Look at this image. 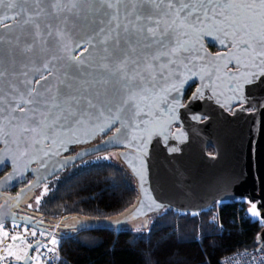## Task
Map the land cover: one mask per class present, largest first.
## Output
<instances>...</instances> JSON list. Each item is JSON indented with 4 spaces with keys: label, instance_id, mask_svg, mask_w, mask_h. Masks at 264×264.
<instances>
[{
    "label": "snow or ice",
    "instance_id": "snow-or-ice-1",
    "mask_svg": "<svg viewBox=\"0 0 264 264\" xmlns=\"http://www.w3.org/2000/svg\"><path fill=\"white\" fill-rule=\"evenodd\" d=\"M214 33L221 45L227 41L247 58L241 63L233 57L232 90L238 94L257 78L242 68L264 69V0H0V138L24 156L57 130L105 118L131 123L140 114L139 101L167 91L163 85L191 71L194 58L204 59L197 51L200 39ZM68 40L90 47L95 62L68 55ZM249 211L260 215L255 203ZM11 240L4 251L29 264L47 248L19 235ZM18 241L36 255L13 251Z\"/></svg>",
    "mask_w": 264,
    "mask_h": 264
},
{
    "label": "water",
    "instance_id": "water-1",
    "mask_svg": "<svg viewBox=\"0 0 264 264\" xmlns=\"http://www.w3.org/2000/svg\"><path fill=\"white\" fill-rule=\"evenodd\" d=\"M3 47L7 49V43ZM207 47L217 52L212 54ZM91 51L83 44L76 47L72 40L67 41V53L72 57L94 63L95 57L89 56ZM197 51L204 59L194 58L191 71H180V80L173 77L169 84L163 85L167 91L157 89L155 96L139 101L140 114L131 123L125 119L113 123L105 118L95 125L57 130L51 139L28 149L24 156L20 155L23 149L0 138L4 144L0 157L11 164L3 187L18 183L30 172L35 179L27 187L28 192L83 158L120 150L118 158L126 165L123 167L133 177L138 192L137 203L125 215L124 222L158 214L165 208L178 214H197L209 210L214 203L245 200L255 203L260 213L262 229L257 248L261 247L264 244V74L260 73L264 69L242 68L241 71L257 73V78L243 84L237 94L232 90L233 74L238 66L233 57L244 63L247 58L243 52L227 41L221 45L215 33L203 36ZM229 53L232 55L228 56ZM217 56L225 58L211 60ZM230 66L233 70H227ZM171 84L178 85L179 90H171ZM193 84H197L194 93L184 102L186 90ZM238 103L245 105L228 113ZM137 124L140 127H135ZM101 136L108 137L98 146L70 158H60L70 147L89 144ZM208 148L212 154L206 152ZM32 163L38 166L32 169L29 166ZM11 221L46 232L29 217L0 211V222Z\"/></svg>",
    "mask_w": 264,
    "mask_h": 264
},
{
    "label": "trees",
    "instance_id": "trees-1",
    "mask_svg": "<svg viewBox=\"0 0 264 264\" xmlns=\"http://www.w3.org/2000/svg\"><path fill=\"white\" fill-rule=\"evenodd\" d=\"M137 200L133 177L114 163L93 164L58 183L38 206L44 217H61L55 264H221L260 245V221L241 218L236 203H214L197 214L165 208L127 223L149 220L135 232L122 226Z\"/></svg>",
    "mask_w": 264,
    "mask_h": 264
},
{
    "label": "built area",
    "instance_id": "built-area-1",
    "mask_svg": "<svg viewBox=\"0 0 264 264\" xmlns=\"http://www.w3.org/2000/svg\"><path fill=\"white\" fill-rule=\"evenodd\" d=\"M233 203H236L237 209L241 211V218H247V211L248 209H250L251 203L245 200H235L233 201ZM256 218H258V216ZM42 222H44V225H42V227L46 229V232L39 229H34L20 222L11 221L2 223L3 228L2 230H0V241H3V243H0V264H29V261L28 263H24V260H27V258H25L24 260H16L13 256L7 255V253L4 251V248L8 244H13V241L11 240V237L13 235L24 237V240L27 243L35 244L38 241L40 245L47 244V248H40L38 260L33 259L31 260L30 264H55L56 261L60 259V255L58 252L59 241L57 238V231L61 222V217L51 219L43 216ZM25 229H27V232H25ZM3 231L8 232L7 239L3 237ZM33 231L36 232V236L31 235ZM41 233H44V235L41 236ZM52 238H54L57 242L55 245L49 243ZM27 243H21L19 241L15 242L12 250L21 255L23 254L21 250L27 251L29 257L36 255V253H34L32 249L27 248ZM48 248L54 250L48 251ZM221 264H264V244L259 248L242 250L226 255L221 260Z\"/></svg>",
    "mask_w": 264,
    "mask_h": 264
},
{
    "label": "flooded vegetation",
    "instance_id": "flooded-vegetation-1",
    "mask_svg": "<svg viewBox=\"0 0 264 264\" xmlns=\"http://www.w3.org/2000/svg\"><path fill=\"white\" fill-rule=\"evenodd\" d=\"M216 52H213V53H216ZM227 70H233V68L230 66V67H228ZM196 86H197V84H193V85L188 87V89L186 90L184 99H183L184 102L187 101L188 98L194 93V90H195ZM244 105L245 104H241V103L232 105L230 107V110L228 111V113H231L232 110H234L236 108L243 107ZM252 110H253V108L252 109H245V112H250ZM174 129H176V127ZM110 134H112V133H110ZM108 136L96 137L91 143L86 144V145H78V146L70 147L68 152H66L63 155H61L60 158H70V157L74 156L78 152L92 149L95 146H98L99 144H101L105 140V138H107ZM3 147H4V144H3V142L0 141V152L2 151ZM119 152H120V150L105 151V152H102V153L93 154V155H91L89 157L83 158L79 162H81L83 160H87V159H89L91 157H94V156H97V155H100V154H107V153L118 154ZM209 154H212V152L209 153ZM0 160L3 161V159H1V157H0ZM79 162H77V163H79ZM74 164H76V163H74ZM74 164H72V165H74ZM72 165H70V166H72ZM10 166H11L10 163L4 162V161H3L2 164H0V211L2 212V211H5V210H9V212L13 216L29 217V218H31L33 220V222H38V223L41 224V226L44 225V222H42L43 216L41 214H37V213L33 212L32 210H30L29 209V205L32 202V198H33L32 196H33L34 192L39 187H41L42 185L46 184L48 182V180H50L51 178L48 179L47 181L41 183L39 186L35 187L34 189L26 192L27 187L29 185H31L34 182V179H35L31 175L30 172H27V173H25L23 179L21 181H18V183L13 184V185H11L9 187H3L2 183L4 182L3 180L6 177V175L11 170ZM29 166H31L32 169H35L36 166H38V164L32 163Z\"/></svg>",
    "mask_w": 264,
    "mask_h": 264
},
{
    "label": "rangeland",
    "instance_id": "rangeland-1",
    "mask_svg": "<svg viewBox=\"0 0 264 264\" xmlns=\"http://www.w3.org/2000/svg\"><path fill=\"white\" fill-rule=\"evenodd\" d=\"M106 162L114 163V164H117L120 166H126L123 163V161L118 158V154H115V153L100 154V155L91 157L87 160H83L79 163H76V164L64 169L58 175H56L55 177L48 180V182L46 184L39 187L34 192V194L32 196L33 197L32 202L30 203L31 207H29V209L32 210L33 212L39 214L38 213V206L40 205L41 201L48 195V193L50 192L51 189L56 187V185L58 183H60L64 179H66L71 174L76 173V172H78V171H80L86 167H89L93 164L106 163ZM45 189H47V191H45ZM37 198H39V202H37ZM142 204H144V203H142ZM142 208L145 209L146 207L143 205ZM250 208H251V206H250ZM247 212H248L249 216L253 217L252 214L250 213L249 209ZM253 218H256V217H253ZM257 220H258V218H257ZM114 223H116V222L113 221L112 225H114ZM148 225H149V220L144 219L142 221H137V222L132 223V224L126 223L122 227L127 228V229H132L135 232H138L140 229L145 228Z\"/></svg>",
    "mask_w": 264,
    "mask_h": 264
}]
</instances>
